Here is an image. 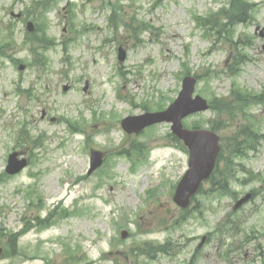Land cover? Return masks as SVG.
<instances>
[{"label": "rangeland", "instance_id": "rangeland-1", "mask_svg": "<svg viewBox=\"0 0 264 264\" xmlns=\"http://www.w3.org/2000/svg\"><path fill=\"white\" fill-rule=\"evenodd\" d=\"M33 1L0 0V42L8 39L22 60L0 58V174L15 149L32 159L0 182V264H190L193 257V264H264V37L255 33L264 26V0H250L254 19L238 24L229 41L205 36L195 20L196 14L213 18L229 0H51L47 8ZM113 13L122 24L148 29L111 25ZM28 20L37 23L34 34ZM76 23L87 30L76 33ZM236 40L247 63L234 78L227 68ZM120 45L128 52L124 62ZM44 57L46 65L36 66ZM184 63L199 76L197 93L207 98L228 95L233 81L258 97L250 108V147L219 167L234 176L228 191L202 192L190 209L173 201L189 154L170 144L171 124L138 135L121 126L129 114L166 109L181 89ZM213 116L194 114L184 124L205 126ZM64 118L82 122L86 134ZM22 129L40 136L41 145L18 143ZM220 134L225 142L233 136L228 128ZM134 140L150 153L133 164ZM92 148L105 151L107 160L89 175ZM259 187L258 196L234 209ZM37 217L47 224H34ZM22 229L9 254L13 246L6 241ZM123 230L130 232L125 239ZM166 240L168 254L150 252Z\"/></svg>", "mask_w": 264, "mask_h": 264}, {"label": "water", "instance_id": "water-1", "mask_svg": "<svg viewBox=\"0 0 264 264\" xmlns=\"http://www.w3.org/2000/svg\"><path fill=\"white\" fill-rule=\"evenodd\" d=\"M125 58L121 52L120 59ZM23 68V67H22ZM196 79L187 76L183 82V90L178 99L169 107L168 110L160 113L146 114L138 117H128L123 120V125L132 131L140 130L147 124L158 121H172L173 131L189 146L191 151L190 169L185 174L180 183L175 201L182 206L189 203L190 196L196 192L201 181L207 178L216 163V157L220 150L219 137L209 130H188L182 125V118L192 112L207 108V102L201 96L193 98ZM102 163V154L98 151L92 153V172ZM125 236V234H123Z\"/></svg>", "mask_w": 264, "mask_h": 264}, {"label": "trees", "instance_id": "trees-1", "mask_svg": "<svg viewBox=\"0 0 264 264\" xmlns=\"http://www.w3.org/2000/svg\"><path fill=\"white\" fill-rule=\"evenodd\" d=\"M50 0H39L36 2V4L41 5V6H48ZM241 10H243V8L240 6ZM7 43H5V45H2L0 47V56H3L4 54H7V49L8 47L6 46ZM217 106V105H216ZM220 110H224L223 107H219ZM249 140L245 141V142H238L237 139H232L230 140V142L228 143V146L226 147L227 151L226 152H222V155L220 154V157L223 155H227V157L241 153L242 151V147H250L247 143H249L250 140H252L249 136L247 137ZM243 144H247V145H243ZM242 145V146H241ZM219 157V159L221 160V158ZM229 161V160H228ZM229 170H231V168H228ZM218 175L220 176V179H217L216 177H218ZM233 176L231 174H227V173H223L222 171H219V168L215 174V179L218 180L219 185H220V189L224 190L225 192L228 191V187H227V183L229 181V179H231ZM155 250H157V248H154Z\"/></svg>", "mask_w": 264, "mask_h": 264}]
</instances>
